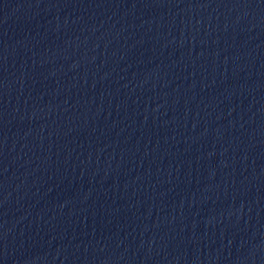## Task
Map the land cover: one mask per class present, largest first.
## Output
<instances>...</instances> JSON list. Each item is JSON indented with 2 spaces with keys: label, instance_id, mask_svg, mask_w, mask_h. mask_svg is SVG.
I'll return each mask as SVG.
<instances>
[{
  "label": "water",
  "instance_id": "obj_1",
  "mask_svg": "<svg viewBox=\"0 0 264 264\" xmlns=\"http://www.w3.org/2000/svg\"><path fill=\"white\" fill-rule=\"evenodd\" d=\"M0 264H264V0H0Z\"/></svg>",
  "mask_w": 264,
  "mask_h": 264
}]
</instances>
